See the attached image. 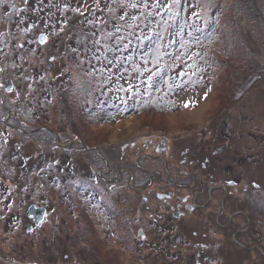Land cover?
I'll return each mask as SVG.
<instances>
[{
	"label": "rangeland",
	"instance_id": "1",
	"mask_svg": "<svg viewBox=\"0 0 264 264\" xmlns=\"http://www.w3.org/2000/svg\"><path fill=\"white\" fill-rule=\"evenodd\" d=\"M3 1L0 74L22 85L10 93L16 109L48 94L40 103L52 119L26 124L17 115L13 129L4 122L11 113L0 109V264H195L198 251L187 253L184 242L174 248L175 260L171 251L139 244L136 209L147 220L161 202L154 185L139 189L144 172L135 167L153 179V167L165 161L195 172L201 165L189 167L192 157L185 161L181 146L187 139L206 146L209 138L208 171L237 159L247 162L245 178L255 175L264 185V160L252 175L243 159L247 144L264 153V0ZM47 127L53 132L43 135ZM34 133L42 144L25 140ZM249 133L258 135L256 145ZM150 139L162 152L173 142L172 157L146 156L155 155ZM97 153L108 156L115 170L109 177L128 171L116 185L128 181L135 190L103 182ZM33 204L46 208L38 225L28 215ZM204 221L200 214L175 220L177 235L202 240L194 232L205 231ZM208 239L219 241L214 231ZM234 243L220 250L229 264L238 261L231 259L239 256ZM250 254L240 261L248 264Z\"/></svg>",
	"mask_w": 264,
	"mask_h": 264
},
{
	"label": "flooded vegetation",
	"instance_id": "2",
	"mask_svg": "<svg viewBox=\"0 0 264 264\" xmlns=\"http://www.w3.org/2000/svg\"><path fill=\"white\" fill-rule=\"evenodd\" d=\"M9 89H11L12 92L14 91V88ZM0 94L1 103L4 105L5 109L11 113V109L4 104L5 97L1 91ZM4 122L7 124L9 123L8 120H4ZM249 135L253 138L256 145V138L258 135L252 133H249ZM210 140L209 138H205L203 143H205L206 146H204L197 141H192L193 144H191L189 143L191 140L189 139L188 141L187 139V142H183L182 148L180 147V155L183 156L185 152H189V155H185V161L188 159L187 156L192 157L189 161L191 165L189 166L188 164L189 167L193 168L196 167V165H201V169L195 168V172L192 171L188 174V170L181 167L177 168L173 166V162L169 161H165V164L164 162L162 164H155L151 172L154 173V179L149 170L146 169V171L143 169L148 173L149 182L139 189L147 188L149 190V188L154 185V187L157 188L154 193L155 198L159 200L161 204H158L156 208L157 213L151 212L147 220L143 218L144 221L141 219V212L139 213L136 209V213L139 215L137 222L142 224L138 229L136 239L140 242L139 244L142 248H145L147 243H152V248L157 254L159 252L171 251L169 255V259L171 260H175L176 258L174 251L176 242H184L187 253L191 250L198 251L197 258L193 259L195 264H229L227 263L229 262V256L227 255L225 257L224 254L221 255L220 250L226 249L230 243L233 244L234 241H236L234 247L237 249L236 251L239 253V256L232 255L231 257L232 260H238L235 264H245L244 261H240V257L248 250L251 253L249 255V261L247 262L248 264H264V185L258 182L255 178L256 176L253 175L256 171L255 166L257 168V165L264 160V153L256 152L257 149L253 145L247 144V147H245L247 151L246 154L248 155L243 159L250 164L249 173L253 175L249 179L245 178L246 169L244 164L247 162H244L242 165L238 163L235 164L237 159H234L232 164L228 162L224 164V162H221L213 171H208L207 167L209 163L207 162L210 157L209 155L204 156V153H206L205 151H209L207 148L208 145H210L208 144ZM172 144L173 142L166 143V145H164L165 151L162 152L157 141L150 139V142L147 143V149H152L155 155H145L149 158H154L156 161H158L157 158H163L165 155H170L172 157ZM251 144H253V142H251ZM219 146L223 147L225 145L221 144ZM177 148H179V146H177ZM242 148H244V146ZM212 151L213 149L209 152L212 153ZM233 154H235V152ZM185 161L182 160L183 163ZM170 167L171 170H174L173 174L169 172ZM234 170L238 171V174L233 172ZM218 172L220 177L219 180H217L216 177ZM95 173L101 176L104 181H109L110 188L114 186L113 180L118 181L123 178L113 179L109 177V175H111V168L108 160H106L105 168L98 169ZM162 173L166 174V181L162 180ZM120 174L122 175L123 172L119 171V176ZM169 174L173 176V179ZM174 174H178L176 179ZM204 177H208L207 179L209 181H207L206 178L204 179ZM115 186L118 190H122L123 187H126L125 183H120ZM171 187H173V189H171ZM130 188L132 191L135 190L134 188L132 189L131 186ZM154 191L155 189L153 192ZM249 191L251 193H249ZM142 198L148 201L146 196H142ZM169 214L173 219L170 218ZM189 214H200L205 220L203 222L206 226L205 231L202 232V234L194 232L197 237L202 239H195L197 242L188 239L186 235H177L176 229H178V226L175 225V220H181ZM135 217L136 216H132L130 218V222L128 223L129 227L136 224ZM210 218L214 220L215 226L211 223ZM127 222L126 220V223ZM212 231L218 235L219 241L216 243L208 239V234ZM234 237H236V240L232 239ZM230 238L234 241H228ZM201 257L206 260L198 259Z\"/></svg>",
	"mask_w": 264,
	"mask_h": 264
},
{
	"label": "trees",
	"instance_id": "3",
	"mask_svg": "<svg viewBox=\"0 0 264 264\" xmlns=\"http://www.w3.org/2000/svg\"><path fill=\"white\" fill-rule=\"evenodd\" d=\"M2 1V2H1ZM28 1V3L31 1V0H27ZM3 0H0V5H3ZM25 9H26V7H25ZM24 10V9H23ZM6 14H11V13H6ZM3 26V25H5V24H0V26ZM11 27H12V24H11ZM11 30H9V32H10ZM12 33V32H11ZM5 35V33L4 32H1V38H3V36ZM16 78H13L12 76H11V74H9V75H5V74H0V91L2 92V94L4 95V97H5V101H4V104H6L10 109H11V118H10V120H8V124H9V127L10 128H15L14 127V125H12V120H16V117H17V115L19 116V117H23L24 119H26L27 121H24L26 124H30L29 123V121H48L51 117H50V115H49V117L50 118H48V117H46L45 116V114H44V112H45V107H42L41 106V103L43 104V105H45V104H47L46 103V100H48L49 99V95L48 94H44V96H42L41 97V99L39 100V98H38V96H37V94H35L34 95V100H27V101H25L24 102V104H22L21 106H19V107H17V109H16V107H15V105L17 104V99H16V96L17 95H15V93L16 94H19V89L18 88H20L21 89V84H18V83H15V80ZM31 80H33V77L31 76V78L29 79V81L28 80H24L25 81V83L27 82V83H29V82H31ZM9 86H11L12 88H14V95H10V93H13L12 91H11V89H8L9 88ZM28 87V90H29V86H27ZM24 88V86L22 87V89ZM7 90H10V91H7ZM24 90H27V88H25ZM24 90H22V91H24ZM64 98V101H66L65 100V97H63ZM41 102V103H40ZM32 103V104H31ZM40 104V105H39ZM39 105V106H38ZM38 106V107H37ZM92 108H94V107H91V109ZM0 109H1V111L3 110L4 112H5V114H8L9 113V111L8 110H6L5 109V107H4V105L1 103V94H0ZM14 114H15V118H14ZM52 119V118H51ZM0 121H1V119H0ZM20 122H21V120H20ZM22 124V123H21ZM48 129L47 130H42V131H40L43 135L44 134H46V133H48V134H50V133H52L53 132V130L50 128V127H47ZM41 133H34V135H35V137H34V135L33 136H31V135H29L25 140L27 141V140H29V138L31 137L32 139H34L35 141H36V143L37 144H42V142H39V140L40 139H38V138H36V137H39V138H43L40 134ZM23 134V133H22ZM25 134V133H24ZM25 135H27V134H25ZM52 148V147H51ZM51 150H53V151H55L54 149H51ZM79 150V149H78ZM52 151V152H53ZM97 156H98V158L100 159V161H102V159H103V165H105L106 166V160L108 159L106 156H104V158H102L101 157V155H99V154H97ZM31 159H32V162L34 163L35 161H36V159H35V157H31ZM60 160V159H59ZM37 161H39V159H37ZM40 162V161H39ZM38 162V163H39ZM36 164V163H35ZM62 165V164H61ZM64 166V165H63ZM110 166V165H109ZM44 169L46 168V167H43ZM40 169L39 171L41 172V171H43L44 169ZM111 168V167H110ZM136 172H140V171H143L144 173L142 174L143 175V177H144V180L145 181H141L140 182V185L141 186H144V185H146L148 182H149V176H148V173L145 171V170H142L143 168L142 167H140V166H138V165H136ZM115 170H113L112 168H111V175L113 174V172H114ZM39 172V173H40ZM67 171L65 170V173H66ZM123 173H126V174H128V171L127 172H123ZM67 174V173H66ZM75 174L76 173H74V176L73 177H75ZM32 175V174H31ZM153 175H154V173H153ZM67 176H71V173H70V171H68V174H67ZM47 177V179H52V176H46ZM56 178L58 179V181L60 180V174L58 175V177L56 176ZM64 178H65V176H64ZM71 178V177H70ZM70 178H68V181H69V179ZM114 178L115 179H117V178H119V173L117 172V175H115L114 176ZM62 179V178H61ZM102 179V178H101ZM63 180V179H62ZM103 182H104V180H102ZM114 181V180H113ZM119 181V180H118ZM116 181H114L113 183H114V186L116 185V183H115ZM139 185V184H138ZM125 186L126 187H128V188H130L129 187V182L127 181V182H125ZM131 189V188H130ZM63 217V216H62ZM65 217V216H64ZM56 227H58V225L56 226ZM55 227V228H56ZM56 231V230H55ZM58 246V245H57ZM175 246L177 247V246H179L178 245V242H176V244H175ZM48 249H49V251L50 250H53V251H58L59 249H58V247H56V245H53V244H49L48 245ZM47 248H46V250H48ZM42 252H44V251H42ZM177 257L178 256H176V259H177Z\"/></svg>",
	"mask_w": 264,
	"mask_h": 264
},
{
	"label": "water",
	"instance_id": "4",
	"mask_svg": "<svg viewBox=\"0 0 264 264\" xmlns=\"http://www.w3.org/2000/svg\"><path fill=\"white\" fill-rule=\"evenodd\" d=\"M45 215H46L45 207H38L35 204L29 207V217H31L37 225L44 220Z\"/></svg>",
	"mask_w": 264,
	"mask_h": 264
},
{
	"label": "bare ground",
	"instance_id": "5",
	"mask_svg": "<svg viewBox=\"0 0 264 264\" xmlns=\"http://www.w3.org/2000/svg\"><path fill=\"white\" fill-rule=\"evenodd\" d=\"M175 118H173V120H174Z\"/></svg>",
	"mask_w": 264,
	"mask_h": 264
},
{
	"label": "snow or ice",
	"instance_id": "6",
	"mask_svg": "<svg viewBox=\"0 0 264 264\" xmlns=\"http://www.w3.org/2000/svg\"><path fill=\"white\" fill-rule=\"evenodd\" d=\"M187 106V105H186Z\"/></svg>",
	"mask_w": 264,
	"mask_h": 264
}]
</instances>
